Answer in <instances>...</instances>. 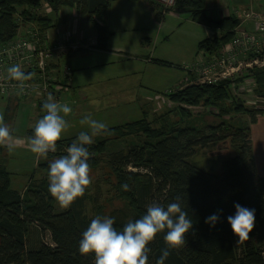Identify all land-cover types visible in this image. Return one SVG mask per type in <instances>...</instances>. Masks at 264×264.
<instances>
[{
	"label": "trees",
	"instance_id": "obj_1",
	"mask_svg": "<svg viewBox=\"0 0 264 264\" xmlns=\"http://www.w3.org/2000/svg\"><path fill=\"white\" fill-rule=\"evenodd\" d=\"M114 1L117 0H0V47L12 43L18 37L20 28L23 35L30 25H34L45 37L50 29L57 28L52 15L57 17L62 8H70L90 19L98 33L100 47L106 48L111 34L98 22H105ZM155 4L150 3L156 11V19L163 21L165 10L162 13V9ZM46 7L50 9L49 12ZM175 10H188L193 21L221 31V35L200 42L198 53H218L233 41L235 29L240 24V20L233 16L210 18L206 11V0H176ZM157 61L161 66H171ZM62 64L67 63L62 61ZM24 72L35 73L28 82L44 84L39 68L29 66ZM60 78L53 83L63 87L58 94L72 98L73 95L67 94L72 89L71 85H67V81L73 78L72 74L64 81ZM247 79L256 84L255 95L264 99V67L254 66L240 77L217 84L201 83L197 78L192 84L171 91L168 98L176 106L164 114L155 115L152 122L148 121L145 111L141 120L111 127L104 133L106 136L87 146L92 156L88 161L90 168H96L101 162L99 155L105 154L112 141L127 137L139 140L109 155L111 175L115 177L112 191L124 202L122 208L108 216L114 218L117 230H121L129 220L139 219L146 212L147 204L156 201L166 206L177 195L181 196L182 208L188 213L193 226L186 234L184 245L170 250L165 264H264V178L257 175L252 160L251 128L234 127L227 122L201 129L183 128L172 121L175 113L178 114L174 116L192 114L184 105L210 108L222 119L247 114L250 124L255 125L259 116L264 115V104L262 108L250 110L233 94V90L239 91ZM4 101L7 102L6 119L15 117L19 106L33 101V97L21 96ZM41 107H38L40 111ZM32 134L33 129L24 133L27 138ZM77 137L60 139L56 151L48 153V159L40 157L23 191L13 188V172L8 170L4 160L0 161V264H94V254L82 255L78 247L83 231L93 219L87 212L86 204L93 201L95 206L99 205L98 185L95 198H91L88 187L82 197L62 210L48 192V179H38L41 177L38 169L47 175L51 159L65 155V149ZM228 139H231L237 156L223 163L220 175L205 173L189 163L188 160L198 150L208 149L212 144ZM5 149L0 146V153ZM14 175L16 179L22 172ZM124 183H128L129 191L122 189ZM237 203L255 209V226L249 234L250 238L242 243H238V237L227 221L228 216L235 214L234 205ZM98 210L102 216L101 206H98ZM212 214L219 215L214 227L205 223V219ZM46 233L51 235L53 245L43 241ZM163 235L158 234L148 246L151 249L149 264H156L166 248ZM33 236L35 243L31 244Z\"/></svg>",
	"mask_w": 264,
	"mask_h": 264
},
{
	"label": "rangeland",
	"instance_id": "obj_2",
	"mask_svg": "<svg viewBox=\"0 0 264 264\" xmlns=\"http://www.w3.org/2000/svg\"><path fill=\"white\" fill-rule=\"evenodd\" d=\"M146 1L149 3H156L155 5L163 10L162 3H158L154 0ZM165 13L167 26L162 31L158 30L157 26L155 30H151L153 38L151 43H148L144 37L147 36V32L150 30L153 21L149 19L144 12H141L139 4L131 3L128 0H118V3L113 5L110 23H112L111 30L116 31V37L113 39L112 47L117 48L119 51H110L112 55H109V57L99 55L95 50L108 51L110 38L107 40L106 48L100 47L101 43L98 42V35L96 44L92 45L91 40L94 38L95 32L91 30L89 24H86L87 33L84 34L86 39H83L82 35H79L80 33L82 34V29L75 32L72 28L74 22L71 19L62 22L60 19H62L63 16L59 18L58 16L56 17V15H52L55 25L61 30V33H64V39H60L58 42V45L61 44L59 47L61 53H68L70 47L74 46L84 48V52H78L74 55L71 54L72 56L67 55L69 57L65 56L66 58L64 61L68 63L67 65L70 67L61 64L63 73L62 80L68 79L71 75L70 68H72L73 73L77 76L78 86L87 93V97H91V99L88 97L89 100L87 101L89 109L78 112L75 111V106L84 99L81 92H78L79 101H77V99L73 101L64 99L63 102L68 103L73 109L69 116L73 115V118L74 116H76V118H72L74 120L73 126L70 125L72 127L63 134L61 139L70 138L78 135L80 131H85L86 129L79 124V121L87 114H91L94 119L106 123L109 129L111 127L139 121L143 118L142 115L145 111H147L148 114V121L152 122L155 115L164 114L176 106L174 103L170 104L171 102L169 101L168 94L171 91L177 90L178 78H185L187 76L188 72L186 67L196 62L198 44L211 37L212 33L215 31L218 32V30H213L208 27L205 29L199 23L193 22L189 18H180L178 15L170 14L173 12ZM258 13L259 12H252V16ZM130 15H133V20H138L139 15L142 19H145L146 22L137 24L136 22L128 21V27L132 30H136L130 32L129 35H122L119 30V25L122 24V21L130 19ZM90 25L94 29L91 21ZM98 25L106 28L110 33L106 25L101 22H98ZM253 26L255 27L254 22ZM207 29L209 32H206ZM66 33H70L74 39L76 38L75 42H68ZM61 55L50 59L49 63L56 65ZM144 56H149L154 60L146 61L143 59ZM254 58L255 55L253 53L252 55L242 53L239 55L238 60L243 63H248ZM157 60L171 64V66H161ZM5 61H7V59L4 60V63ZM4 63L0 66V72L4 77H7V74L4 75L2 67L7 69V67L11 65H9V62H6V65H3ZM102 63L105 65L99 66ZM85 68L91 71L92 77L87 76L85 73L86 70H84ZM120 71L125 72L120 73ZM240 76L242 75L240 74ZM68 82H72V78H70ZM255 86L256 84L253 80L247 79L239 91L233 90V94L250 110L262 108V104H264V99L255 95ZM62 90L63 89H61V91ZM64 91L66 92V90ZM70 91L71 90H69V92ZM60 96L63 98L64 94H60ZM34 103L35 99L32 101V106L22 107L20 111L15 114V117L26 113L29 107H34L33 113H35V117L41 118L44 112L40 111L38 106H35ZM28 104L30 105L31 102ZM182 106L190 110L192 114L187 115L185 113H180L178 116H174L178 114L175 113L172 117V121L183 128L191 127L201 129L207 126L218 125L221 122H227L234 127H252L250 124V117L247 114L232 115L222 119L218 117L216 113L210 111V108ZM9 113L7 115H9ZM0 114L3 115L4 122L11 129L12 127H14L15 130L18 129V125H11V117L8 120L5 119L6 112L3 99H0ZM262 117L263 118L259 120L260 122L257 124H259L258 132L264 135V116ZM29 126L30 124L27 128ZM23 133L26 134V132ZM24 136L22 138L14 137L16 147L13 152L10 153L6 149L0 153V161L4 160L8 170L11 173L13 172V188L20 191H23L29 184L28 182L32 170L37 166L38 160L40 159V157L36 156L25 147V145H27V140ZM103 136L106 135L101 134L94 137L93 143ZM134 142H139V140L134 137H127L119 141H112L109 143L105 154L99 155L101 160L99 166L91 168L90 174L92 183L88 189L91 198H95L96 196L97 185L100 192L99 205L95 206L93 201L87 202L86 204L87 212L91 218L100 215L98 206H101L102 216H109L112 211L119 210L123 207L124 202L118 199L112 191V183L115 177L111 175V168L108 163L110 159L109 155L124 150L128 145ZM218 145L221 146L219 149L220 151L218 150ZM23 149H25L26 152L23 151ZM236 156L237 153L234 151L231 139H228L223 143L212 144L208 149L198 150L196 155L188 161L205 173L220 175L222 173L223 163ZM59 157L60 156L54 157L51 160ZM90 158H92V156H90ZM38 170L39 174H41V177L38 179L47 178L45 171L42 169ZM20 172H22V175L14 179V174L19 175ZM57 207L62 210L67 209V207H61L59 204ZM42 239L44 242L53 245L49 233L44 234ZM31 242V244L35 243V236L32 237Z\"/></svg>",
	"mask_w": 264,
	"mask_h": 264
},
{
	"label": "clouds",
	"instance_id": "obj_3",
	"mask_svg": "<svg viewBox=\"0 0 264 264\" xmlns=\"http://www.w3.org/2000/svg\"><path fill=\"white\" fill-rule=\"evenodd\" d=\"M6 72L8 80L17 82V95L23 94L26 82L35 76V73L24 72L19 64L7 67ZM42 110L44 115L33 125V134L27 138V145L33 154L47 159L48 153L56 151L57 142L70 128L66 117L73 109L67 103L57 102L49 94ZM79 124L86 130L79 132L77 139L66 148L65 155L51 160L48 165V192L65 208L82 197L92 183L88 162L91 154L87 146L93 143L94 137L108 132V125L94 119L91 114L84 115ZM0 146L6 147L10 153L16 147L13 129L4 122L2 114ZM121 187L124 191L130 190L128 183ZM181 202L179 195L166 206L153 201L146 205V212L139 219L129 220L121 230L114 227V218L97 215L83 231L78 251L82 255L94 254V264H149L151 249L148 246L158 234L164 233L166 248L156 264H165L170 250L184 245L186 234L193 226ZM234 207L235 214L228 216L227 221L238 237V243H242L250 238L249 234L255 226V209L238 203ZM218 220L219 215L212 214L205 219V223L214 227Z\"/></svg>",
	"mask_w": 264,
	"mask_h": 264
},
{
	"label": "crops",
	"instance_id": "obj_4",
	"mask_svg": "<svg viewBox=\"0 0 264 264\" xmlns=\"http://www.w3.org/2000/svg\"><path fill=\"white\" fill-rule=\"evenodd\" d=\"M121 1H125V0H121ZM116 3H118V0L114 1L111 4V7H110L108 15H107L108 18H106L105 22L103 23L104 25H106L108 27V29L110 30V34H111L110 35V42H109L108 51L95 50V51H97L99 53V55H102V56H108L109 57V55H112L110 53V51H114V50L115 51H119L117 48H113L112 47L113 39L116 37L115 36L116 31H112L111 30V27H112L111 24L112 23H110L111 17H112L111 15H112L113 5L116 4ZM131 3L139 4L141 12H144L149 17V19H151L153 21V24L151 23L150 30L147 32V36L144 37L146 39V42L151 43V40L153 38L151 30H155L156 26H157L158 30L162 31L167 26V24H166V16H165L166 13H164L163 21H158L156 19V11L154 10V8L150 5V3L148 1L139 0L137 2H131ZM206 11H207V15L210 18H212V19L227 18V17H230V16H233V17H236L237 19H239L240 20V24L235 29L236 30L235 31V36H236V35H238L241 32H248V33L254 32L253 21L250 20L247 17V14H250L251 12L264 13V0H206ZM172 12L173 13H170V14L178 15L180 18L184 17L185 19L189 18L190 20H192V18L190 17V12L188 10L182 11V12H177L175 10V11H172ZM162 13H163V10H162ZM57 16L59 18H61L63 16V18L61 19L62 22L66 21L68 19H71L74 22L73 25H72V28H73V30L75 32L78 31L79 29H82V34L80 33L79 35H82L83 39H86L84 34L87 33L86 24H89V27L91 28V30L95 32L94 38L91 40V44L92 45L96 44V38H97L98 33H97V31H95L96 30L95 28H94L95 29L94 30L91 27L90 21H89V19L87 17L78 15V13H77V11L75 9H70V8H62ZM132 18H133V15H130V19H126V20L122 21V24L119 25V28H120L119 30L122 33V35H129L130 32L136 30V29L132 30V29H130V27H128L129 26L128 21L136 22L137 24H142V23L146 22V20L142 19V17L139 16V15H138V18H139L138 20H133ZM85 19H87V20H85ZM193 22H195V21H193ZM200 25L203 26L205 29L207 27L204 24H200ZM213 30H216V29H213ZM206 32H209V30L207 29ZM66 35H69L70 42H72V43L75 42L76 38L74 39V37L70 33H66ZM219 35H221V31L220 30H218V32L215 31L214 33H212L211 37L219 36ZM46 37H48V42H50L51 44H56V43L59 42L60 39H64V33H61V30H59L58 27L57 28H52L46 33ZM211 37H209V38H211ZM222 51H223V48L218 53H207V52L198 53L196 62L193 63V64H190V65H188L186 67L187 72H188L187 76L185 78H178V80H177L178 88L177 89H181L183 87H186L190 83L192 84V82L194 80H196L197 78H200V75H199L198 71H194V72L191 71L190 67L192 65H194L195 68L202 69V68L206 67L209 63H211L215 58L221 57ZM69 56H72V55L70 54ZM69 56H67V57H69ZM65 58L66 57L61 59L60 60L61 62L60 61L56 62V65H53V64L50 65L49 69L52 68V69H50V72L52 73L51 76H52L53 79L58 80L57 79V73L58 72H62L61 64H62V61L65 60ZM143 59L146 60V61L154 60V59L150 58L149 56H144ZM103 65H105V64L102 63L99 66H103ZM256 67H259V66H256ZM261 67H264V66H261ZM86 69L87 68H85L84 70H86ZM103 70H105V69H103ZM246 70H243L242 72L244 73ZM123 72H125V71H120V73H123ZM85 73L87 74V76H91L92 77L91 71L89 69L86 70ZM71 74H72V77H73L72 78V82H68L67 81V85L68 86L71 85L72 89L67 94H70V95H73V96L71 98V97H69V96L64 94V97L67 98L66 99L67 101H73V100H76V99H77V101H79L78 92H81L83 94V96H84V99L79 104H76L75 111L76 112L85 111V110L89 109V105H88L87 101L89 100V98L91 99V97L88 96L89 97L88 98L87 95H86L87 93L80 89V87L77 84V82H78L77 81V76H75L74 73H71ZM238 77H240V76H238ZM174 78H175V76H174ZM61 80H62V78H61ZM58 82H60V81H58ZM88 83H89V81H88ZM242 87H243V85H242ZM4 102H5V107H6L7 102L6 101H4ZM10 103H12V102H9L8 104H10ZM14 103L15 102H13V104ZM170 104H172V103H170ZM24 106L25 107L26 106H32V101H31L30 105L27 104V103H23L21 107L19 106V110L18 111H20V109L22 107H24ZM33 108L34 107H29V109H28V111L26 113L20 114L17 117H11L10 118V120L12 121L11 125H16V126L18 125V129L17 130H15V128L12 127L13 132H14L13 133L14 137H21L22 138L24 136L23 132H26V130L28 131V130H32L33 129V125L35 124L36 120L39 119V117H35V115H34L35 113H33L34 112ZM5 111H6V108H5ZM210 111H212V109H210ZM262 116H264V115H262ZM262 116H259L257 123L260 122L259 120H261L263 118ZM72 118H73V115L66 117V119L68 120L69 124L73 126V123H74L73 119L76 118V116H74L73 119ZM8 119L9 118H6V120H8ZM29 124H30V126L27 128V126ZM256 124L252 125V127H251V129H252V134H251L252 160H253V162L255 164L257 175L264 178V135H261L258 132L259 124H257V125ZM72 126H70V127H72ZM24 137L27 140V137L26 136H24ZM25 147L28 149V145H25ZM217 147H218V150H219L221 146L218 145ZM23 151L26 152L25 149H23ZM36 167H34V168H36Z\"/></svg>",
	"mask_w": 264,
	"mask_h": 264
},
{
	"label": "built area",
	"instance_id": "obj_5",
	"mask_svg": "<svg viewBox=\"0 0 264 264\" xmlns=\"http://www.w3.org/2000/svg\"><path fill=\"white\" fill-rule=\"evenodd\" d=\"M154 1L162 3L165 12L175 11L176 0ZM46 10L48 12L50 11L47 7ZM247 17L254 22V32H241L236 35L233 41L223 48L221 57L215 58L206 67L198 69L192 65L193 67L190 69L193 72H199L201 83L217 84L224 80H233L240 76L243 70L252 69L254 66H264V13H258L252 16L251 12ZM67 38L69 42V35H67ZM60 45L61 44L58 45V43L51 44L48 42V37H43L41 32L34 25H30L28 30L25 29L23 35L22 28H20L18 37L12 43L5 47H0V66L4 63V60L7 59L3 65H6V62H9V65L19 64L23 71L29 66L37 67L42 72L44 84L37 85L27 81V86L23 94L17 95L19 91L18 87H16L17 82L8 80L7 77H4L0 72V96L2 99L10 100L14 98L18 99V97L21 96H31L35 99V106L39 107L43 105L47 96L51 94L57 102L65 103L63 102L64 96L61 98L58 94L63 87L53 84L57 80L53 79L51 76L52 73L49 69L51 64L49 61L61 54L60 58L70 52H75L84 48H79L77 46L70 47L68 53L63 54L59 49ZM242 53L251 55L253 53L255 58L248 63L240 62L238 57ZM2 69L4 75H6L7 72L5 67H2ZM62 76V72L57 73V79H59V77L62 78ZM43 115L44 113L42 116Z\"/></svg>",
	"mask_w": 264,
	"mask_h": 264
}]
</instances>
